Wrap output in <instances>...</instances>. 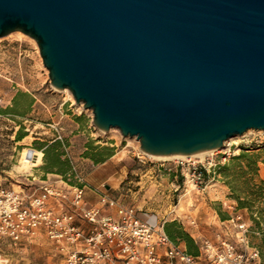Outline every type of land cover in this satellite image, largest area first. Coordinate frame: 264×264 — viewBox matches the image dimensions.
Masks as SVG:
<instances>
[{"label":"water","instance_id":"1","mask_svg":"<svg viewBox=\"0 0 264 264\" xmlns=\"http://www.w3.org/2000/svg\"><path fill=\"white\" fill-rule=\"evenodd\" d=\"M50 85L155 156L264 130V0H0Z\"/></svg>","mask_w":264,"mask_h":264},{"label":"rangeland","instance_id":"2","mask_svg":"<svg viewBox=\"0 0 264 264\" xmlns=\"http://www.w3.org/2000/svg\"><path fill=\"white\" fill-rule=\"evenodd\" d=\"M91 119V110L76 104L68 89L50 85L33 38L20 31L0 37V188L17 189L35 177L28 183L32 190L39 180L59 183L77 176L90 190L105 183L107 194L159 221L174 223L172 230H180L191 239L214 238L220 233L239 242L238 222L230 219L233 210L228 207L236 208V203L217 170L243 148L264 158V130H247L199 157L160 159L141 152L135 137H124L116 128L100 131ZM17 134L21 138L17 139ZM54 139L60 142L61 159H67L70 166L65 177L55 168L52 172L43 169L45 161L38 143ZM103 147L112 149L111 154L97 155L101 161L94 162L88 153H104ZM28 149L39 150L41 156L37 165L23 171L19 161ZM261 167L264 163L259 161L258 175ZM239 211L247 225L246 240L257 248L259 232L248 211ZM192 218L195 226L189 224ZM0 264L64 263L39 236L18 245L0 237Z\"/></svg>","mask_w":264,"mask_h":264},{"label":"built area","instance_id":"3","mask_svg":"<svg viewBox=\"0 0 264 264\" xmlns=\"http://www.w3.org/2000/svg\"><path fill=\"white\" fill-rule=\"evenodd\" d=\"M28 183L0 188V237L18 245L43 236L64 264H264L246 240L241 212L231 205L240 243L220 233L192 237L189 252L183 241L167 235L164 220L121 203L104 184L93 189L96 203L89 204L87 186L77 176L59 183L39 180L32 190ZM189 224L195 226V219Z\"/></svg>","mask_w":264,"mask_h":264},{"label":"trees","instance_id":"4","mask_svg":"<svg viewBox=\"0 0 264 264\" xmlns=\"http://www.w3.org/2000/svg\"><path fill=\"white\" fill-rule=\"evenodd\" d=\"M31 101L32 98H30L28 104ZM16 138H21V134H17ZM59 143L57 139H54L50 142L38 143L39 146L37 148L43 152L45 161L43 169L52 172V168H55L56 173L65 177V174L70 171V166L67 159H61L63 153L59 150ZM88 147L89 150L93 148L91 145H88ZM101 149L104 153H88L94 162L101 161V157H96L97 155L103 157L111 154L112 149L107 147ZM246 150V148H243L237 155H233L228 162L218 167L217 172L229 187L230 197L236 203L235 209L248 211L250 221L254 224L257 232H259L258 240L260 244L256 249L261 260L264 261V178L258 175V162L264 163V158H261L257 152H247ZM253 214L255 215L253 216ZM173 224L164 223V230L167 235L174 240H183L187 250L194 252L192 239L180 230H172L171 226Z\"/></svg>","mask_w":264,"mask_h":264},{"label":"bare ground","instance_id":"5","mask_svg":"<svg viewBox=\"0 0 264 264\" xmlns=\"http://www.w3.org/2000/svg\"><path fill=\"white\" fill-rule=\"evenodd\" d=\"M63 91H66V89H63ZM206 152L208 151H202V152H197V153L188 154V155H169V156H155L151 154H147V155L152 156V157H157L160 159L161 158L167 159V158H179V157H188V156L199 157L203 153H206ZM40 156H41V152L39 150H36V149H31L30 151L23 150L21 159L19 161L20 168L23 169V171H26L30 167L37 165L39 163Z\"/></svg>","mask_w":264,"mask_h":264},{"label":"crops","instance_id":"6","mask_svg":"<svg viewBox=\"0 0 264 264\" xmlns=\"http://www.w3.org/2000/svg\"><path fill=\"white\" fill-rule=\"evenodd\" d=\"M259 175L261 176V177H264V167H261V168H259ZM102 184H104V186L107 188L108 187V185H105V183H100V185L99 186H101ZM88 185H90L89 183H88ZM94 188H96L95 186L92 188V190H90V189H88V187H87V189H86V197H87V200H88V203L89 204H95L96 203V195H95V193L93 192V189Z\"/></svg>","mask_w":264,"mask_h":264}]
</instances>
